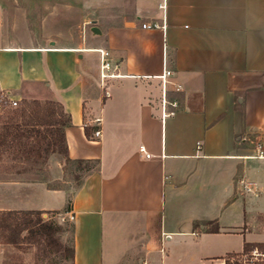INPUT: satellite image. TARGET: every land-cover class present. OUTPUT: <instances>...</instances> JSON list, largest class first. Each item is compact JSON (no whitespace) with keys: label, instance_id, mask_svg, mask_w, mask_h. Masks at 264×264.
I'll return each mask as SVG.
<instances>
[{"label":"crops","instance_id":"1","mask_svg":"<svg viewBox=\"0 0 264 264\" xmlns=\"http://www.w3.org/2000/svg\"><path fill=\"white\" fill-rule=\"evenodd\" d=\"M97 1V34L75 43L0 42V90L20 99L33 85L59 101L70 120L69 158L97 159L98 166L69 191L47 185L62 178L63 158L48 166L45 181L39 170L2 177L0 209L72 214L71 264H211L264 246V239L245 238L260 200L241 198L240 182L252 183L254 197L264 188V158L249 157L258 139L264 143V0ZM162 19L164 31L141 27ZM100 50L118 73L104 83L108 96ZM164 65L180 89L166 85L176 107L167 104L173 113L163 116ZM188 180L196 190L221 187L219 205L210 200L209 210L227 209L236 220L184 217ZM256 217L264 234V211ZM214 223L217 231H209ZM10 247L0 243V264Z\"/></svg>","mask_w":264,"mask_h":264},{"label":"rangeland","instance_id":"2","mask_svg":"<svg viewBox=\"0 0 264 264\" xmlns=\"http://www.w3.org/2000/svg\"><path fill=\"white\" fill-rule=\"evenodd\" d=\"M111 1L109 0L110 3ZM97 5V0H0V42L34 45L46 44L49 40L56 39L59 42L75 43L81 40L85 34L91 33L89 28L93 25V21H96ZM41 93V91L37 92L33 85L25 86L20 99L13 97L17 100V104L13 106L0 90V132L5 124L14 121L16 111L23 104V101L50 99L44 97L46 94ZM4 148V145L0 146V179L2 177L22 176L27 178L34 176L32 172L36 173L37 169L35 168L37 167H34L36 164L21 161L20 155L13 154L12 147ZM62 158L61 153L50 154L44 164H39L43 169L39 171V174L46 176L47 172H50L48 166H55V161L57 159L62 160ZM69 170L68 168L64 171L62 178L49 180L47 185L60 184L67 187L68 191L73 190L81 177L75 179L69 174ZM248 171L251 174L252 168H249ZM259 174L260 181H264V169L260 168ZM190 184L191 181L188 180L181 196L184 199V204L181 207L184 208V217H188L189 213H192V215L216 213L221 221L236 220L234 217L228 218L226 216L227 209L216 207L213 212L209 210V203L212 200H216L217 206L219 205L223 197L221 187L210 191L208 186H202L201 189L196 190ZM241 198L249 200L250 203H256L257 200H260V206L256 203L258 211L255 210L256 207L250 210V212H253L254 219L250 220V230L245 232L247 240L260 241V239H264V234L261 233L260 226H257L260 222L258 218L261 217L257 218L256 215L259 211H264V204H262V201H264V188H260L257 197L243 189ZM167 208L168 204L166 205ZM46 212L47 217L42 215L41 217L56 221L60 226V230L54 235L55 239L38 245L23 244L20 248L10 244L13 247H10L6 252L4 264H71L68 249L71 246L70 223L66 218L64 220L60 219V215L65 216L64 214L52 211ZM157 229H159L158 224L154 230L157 231ZM232 238L236 237L232 236ZM232 242L231 247L233 249L238 248V244L233 240ZM190 243L191 241L186 242L185 246ZM143 262L139 264H148ZM211 264L232 263H229L227 256H224Z\"/></svg>","mask_w":264,"mask_h":264},{"label":"trees","instance_id":"3","mask_svg":"<svg viewBox=\"0 0 264 264\" xmlns=\"http://www.w3.org/2000/svg\"><path fill=\"white\" fill-rule=\"evenodd\" d=\"M70 123L62 104L54 99L44 101H23L10 124H3L0 132V146L14 150L20 160L29 162L35 169L42 171L47 157L52 153H61L64 169L75 179L81 177L76 188L82 183L83 176L98 166L97 159H71L67 154L64 128ZM69 166V167H68ZM82 175V176H80ZM41 180H46L40 176ZM51 187L50 185H48ZM41 210H0V243H8L20 248L23 244H43L54 240L60 230L56 221L41 217ZM214 223L209 231H217ZM72 232V226L70 225ZM69 254L72 257L73 248ZM236 254V253H235ZM232 254L227 255V258Z\"/></svg>","mask_w":264,"mask_h":264},{"label":"built area","instance_id":"4","mask_svg":"<svg viewBox=\"0 0 264 264\" xmlns=\"http://www.w3.org/2000/svg\"><path fill=\"white\" fill-rule=\"evenodd\" d=\"M162 5H160L161 7ZM141 27L143 28H148V29H153V28H161L163 31L165 30V22L162 19L161 22L158 21H151V22H142ZM172 73L171 70H169L165 65L163 66L162 72L158 75L161 81V106H162V115H169L173 113L172 109H167L166 105H170L171 107H176V102L175 101H168L166 97V85L168 83L173 84L175 90L180 89V85L173 83L170 81L168 78L169 75ZM118 73L114 72L111 70V65L110 62L107 60L105 57V53L100 50V66H99V77L101 80V84L104 88V95L108 96L109 92L105 89L104 83L106 82L107 79L112 78L114 76H117ZM4 97L13 105L15 106L17 104V100L11 97L9 94L4 93ZM96 122H99V118H95ZM100 134V129L96 128L93 130V136L97 137ZM139 150L144 153L146 157H149V153H147L144 150L143 146H139ZM249 157H256V158H264V143H262L261 139H258L255 142L254 146V152L249 155ZM240 182L243 183V187L246 191H253L252 190V183L251 182H246L244 180L240 179ZM43 217H47L46 213L42 215ZM73 219L72 214H68L67 216L60 215V219ZM229 263L232 264H264V246L259 245V244H250L246 246L240 253H237L235 255H231L228 258Z\"/></svg>","mask_w":264,"mask_h":264},{"label":"water","instance_id":"5","mask_svg":"<svg viewBox=\"0 0 264 264\" xmlns=\"http://www.w3.org/2000/svg\"><path fill=\"white\" fill-rule=\"evenodd\" d=\"M93 23H94V22H93ZM89 30H90V32H91L92 34H97V33L100 32L99 28H98L95 24L91 25L90 28H89ZM51 43H52V42H51Z\"/></svg>","mask_w":264,"mask_h":264}]
</instances>
